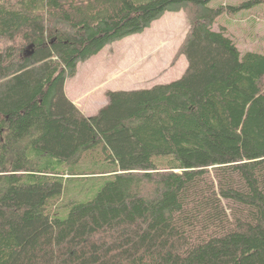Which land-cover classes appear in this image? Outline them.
Wrapping results in <instances>:
<instances>
[{"label": "trees", "instance_id": "obj_1", "mask_svg": "<svg viewBox=\"0 0 264 264\" xmlns=\"http://www.w3.org/2000/svg\"><path fill=\"white\" fill-rule=\"evenodd\" d=\"M211 1L0 0V264H264V54L213 30ZM167 12L183 75L83 115L78 64ZM88 153L108 181L55 215L53 163Z\"/></svg>", "mask_w": 264, "mask_h": 264}, {"label": "rangeland", "instance_id": "obj_2", "mask_svg": "<svg viewBox=\"0 0 264 264\" xmlns=\"http://www.w3.org/2000/svg\"><path fill=\"white\" fill-rule=\"evenodd\" d=\"M244 1L212 0L208 4L210 7H223V13L217 17L212 29L219 31L220 27H224L241 54L247 51L264 54V4L235 12L228 9V6L239 7ZM179 15H170L173 20L169 16L164 17L150 30L147 29L149 31L116 41L78 64L76 77L66 81L67 89L73 88L82 95L79 88L85 90L89 78L100 89L94 95V108L87 112L88 115H96L107 105L108 99L104 93L107 89H149L175 81L183 75L187 67L184 56H180L174 65L171 64L187 30L184 18ZM100 159L95 153H88L77 163H53V170L64 178L63 192L53 212L55 215L65 213L62 217H66L70 204L91 200L108 181L109 178L105 176H83L102 171L104 168Z\"/></svg>", "mask_w": 264, "mask_h": 264}, {"label": "crops", "instance_id": "obj_3", "mask_svg": "<svg viewBox=\"0 0 264 264\" xmlns=\"http://www.w3.org/2000/svg\"><path fill=\"white\" fill-rule=\"evenodd\" d=\"M173 14H176L177 17L180 16L179 14H181V16L183 17L182 12H177V13H168L167 12L159 20L154 21L148 29L150 30L155 24L159 23V21H161L162 18H164V17L169 16V19L173 20V16H172V18L170 16V15H173ZM184 22H185V20H184ZM149 30L146 29V31H149ZM185 33H186V30H185ZM77 73H78V68H77L76 75H77ZM76 75H75V77H76ZM71 79H73V78H71ZM66 81H65V84H64L65 95L68 97V99L75 106H77L79 108V110L83 113V115L88 116V117L92 116L93 114L92 115H88V113L91 112L92 109L94 108V106L92 105V102L95 101L94 95H96V93L100 90V89H97L98 85H93L94 81H90V78H89V80L87 81V85L84 87L86 89L82 91V88L81 87L79 88V91L82 92V95H79V93L77 91H75L73 88H68L67 89ZM108 91H117V90L116 89H107L104 92L105 95H106V93Z\"/></svg>", "mask_w": 264, "mask_h": 264}]
</instances>
